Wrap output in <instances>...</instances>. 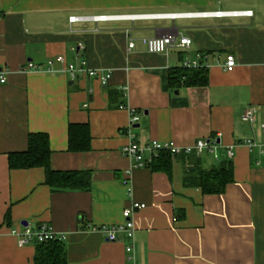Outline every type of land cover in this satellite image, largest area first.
<instances>
[{
  "label": "crops",
  "instance_id": "obj_1",
  "mask_svg": "<svg viewBox=\"0 0 264 264\" xmlns=\"http://www.w3.org/2000/svg\"><path fill=\"white\" fill-rule=\"evenodd\" d=\"M174 35L189 36V48L158 54L142 43ZM81 60L112 71L109 83L72 78L68 65ZM189 61L207 68L208 83L171 87L170 73ZM28 62L38 69L25 71ZM0 73V264H35L36 244L19 245L12 230L45 224L67 234L68 264H264V0H0ZM132 110L142 145L218 138L223 157L236 147L234 181L222 194L184 185L196 164L218 165L208 151L172 156L170 174L134 168L122 152ZM74 123L90 125L89 151H70ZM31 132L49 135L52 169L87 171L90 187L54 190L43 168L10 169L9 153L26 150ZM250 139L253 148L242 144ZM135 201L147 206L132 215L133 253L123 234L91 230L121 224Z\"/></svg>",
  "mask_w": 264,
  "mask_h": 264
},
{
  "label": "trees",
  "instance_id": "obj_2",
  "mask_svg": "<svg viewBox=\"0 0 264 264\" xmlns=\"http://www.w3.org/2000/svg\"><path fill=\"white\" fill-rule=\"evenodd\" d=\"M171 87L202 85L208 83V70L205 67H179L170 75ZM70 151H89L91 148L90 125L74 123L69 131ZM28 147L23 151L9 153L10 169L43 168L46 171L45 183L54 190L62 189H87L91 185V176L87 171H56L51 168L52 150L47 133L31 132L28 137ZM172 153L163 152L155 157L149 167L154 171L171 173ZM185 156V155H182ZM148 167V168H149ZM234 164L232 159L220 154L218 165L212 169H203L196 164L193 169H188L183 177L187 187L201 188L203 193L222 194L227 185L234 181ZM35 264H68L66 242L49 240L37 243Z\"/></svg>",
  "mask_w": 264,
  "mask_h": 264
},
{
  "label": "built area",
  "instance_id": "obj_3",
  "mask_svg": "<svg viewBox=\"0 0 264 264\" xmlns=\"http://www.w3.org/2000/svg\"><path fill=\"white\" fill-rule=\"evenodd\" d=\"M204 15H209L210 13H202ZM227 14L233 15H252V11L240 12L233 11L227 13L224 11H217L213 13L215 17H222ZM192 15V14H191ZM112 18L108 15H100L95 18L96 21H109ZM80 20L77 16H71L70 22H78ZM142 43L149 48V51L152 53H162L167 52L172 47L179 48H189L192 43V39L188 36H166V37H154V38H144ZM135 42L131 40L129 48H133ZM58 60L63 61L62 57H59ZM225 69L227 71H233L237 65V60L235 55H228ZM200 63L198 61H189L184 63V67H199ZM28 69H38L33 62H28L26 65L25 71ZM68 72L71 77L75 78L78 76H99L103 84H108L111 80L112 71H108L105 74L100 75L98 71L89 68L85 60H81L79 64H69ZM6 77L3 73H0V82L4 83ZM255 108L249 107L245 112L244 118L248 121H255L254 118ZM140 114L136 113L134 110L130 111V124L127 131L128 143L122 148V152L128 158L134 162V168H148L149 164L152 163L155 157L163 152H171L173 156L178 157L182 155H192V154H203L205 152H210L216 160L220 161L219 153V139H200L193 142L191 145L182 146L177 144L174 141H150L148 144L142 145L136 137L134 130V125L137 124L140 120ZM262 132H264V124L262 125ZM243 145H246L248 148H253L257 143L253 140H245L242 142ZM236 147H228L227 156L230 159H233L236 155ZM145 203L135 201L131 207L124 209L125 220L121 224H110L107 226H92L91 230L101 233L106 240L110 241H120V235H124L127 239L131 240V244L126 247L127 253H133L134 251V242H135V231L136 225L132 219V215L138 211L146 208ZM12 234L16 236L19 245L25 246L30 244H37L43 242H49V240H59L63 241L67 238V234L58 233L54 227L50 224L40 225L39 227H30L29 225H22L19 228L12 230Z\"/></svg>",
  "mask_w": 264,
  "mask_h": 264
},
{
  "label": "rangeland",
  "instance_id": "obj_4",
  "mask_svg": "<svg viewBox=\"0 0 264 264\" xmlns=\"http://www.w3.org/2000/svg\"><path fill=\"white\" fill-rule=\"evenodd\" d=\"M205 153H207V152H205Z\"/></svg>",
  "mask_w": 264,
  "mask_h": 264
}]
</instances>
